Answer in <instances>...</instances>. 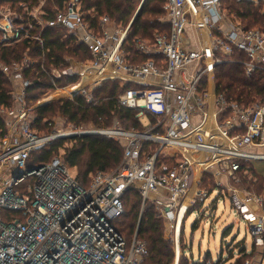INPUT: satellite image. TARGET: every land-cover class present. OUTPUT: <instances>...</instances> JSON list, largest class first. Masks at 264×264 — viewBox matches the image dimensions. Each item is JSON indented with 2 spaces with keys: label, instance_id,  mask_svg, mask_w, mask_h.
I'll return each instance as SVG.
<instances>
[{
  "label": "built area",
  "instance_id": "built-area-1",
  "mask_svg": "<svg viewBox=\"0 0 264 264\" xmlns=\"http://www.w3.org/2000/svg\"><path fill=\"white\" fill-rule=\"evenodd\" d=\"M145 1L125 26L88 8L85 0L54 3L52 19L43 0L0 8V50L22 43L29 49L43 46L45 29L57 30L85 47L90 59L77 63L64 57L62 69L41 66L43 73L53 80L77 77V84L65 88L74 90L69 100L80 95L88 104L107 81L133 85L119 95L118 104L138 111L144 127L126 130L115 118L111 126L82 130L63 119L42 133L26 107L27 90L38 79L27 80L24 74L35 69L37 60L27 52L21 63L0 65L15 81L14 106L0 107V117L7 120L0 136V264H146L149 251L138 233L129 244L115 227L131 189L139 192L144 208L152 202L169 224L179 264L187 218L212 194L202 185L208 176L214 192L232 196L238 216L252 229L255 247L264 249V216L252 208L264 200L242 196L237 188L242 163L264 162V102H230L217 81V69L226 63L241 65L247 78L264 73V30L226 21L225 0H165L160 23L167 30L133 39ZM188 29L196 36L192 43H185ZM83 136L121 143L123 165L91 174L85 187L61 157L34 162L58 141L73 145V138Z\"/></svg>",
  "mask_w": 264,
  "mask_h": 264
},
{
  "label": "trees",
  "instance_id": "trees-1",
  "mask_svg": "<svg viewBox=\"0 0 264 264\" xmlns=\"http://www.w3.org/2000/svg\"><path fill=\"white\" fill-rule=\"evenodd\" d=\"M4 1H6L5 3L12 2L14 5H17L21 0ZM54 1L56 5L62 6L65 0ZM134 1L85 0V4L88 8H95L100 14L107 15L122 25L123 23H127L133 15L136 3ZM154 2H157V7H150ZM236 2L234 3L236 4ZM48 3L47 12L51 13L50 18L52 19L54 17L50 10L52 3L50 4V1ZM237 3H246L243 9H236L234 7L231 9L247 25L246 28H255V25H262L264 23L263 16L257 12L252 3ZM164 4L165 0H146L134 22L131 38L151 39L156 31H161L159 30V24L161 23L157 20H149L146 16L152 13L162 14L163 16ZM159 8L161 11L158 10ZM164 27L167 30V26L165 25ZM165 30L162 29V31ZM43 38V46L35 45L34 48L29 49L27 43H22L15 47L0 50V65L21 62L25 58L26 52H28L32 59L37 60L38 64L35 66V69L32 72L27 71L24 74L27 80L35 81L38 79L27 90L26 102L28 106L38 105L44 96L56 92L58 88L78 82L77 77H65L60 80H53L52 77L43 73L41 66L47 70L56 67L62 69V59L66 56H71L78 60L90 58L85 47L75 45L70 39H63L62 35L55 29H45ZM241 57L239 56L238 58ZM217 81L219 93L221 95L224 94L230 102H238L243 106H252L256 103L264 102V73H256L252 78H247L241 65L226 63L218 67ZM131 87L133 85L121 87L120 81H107L94 91L95 100L91 104L86 103L85 98L76 95L73 100L64 99L50 105H40L34 109V114L36 115L34 127L37 129L47 128L48 124H45L44 120L49 115H61V117L78 129L91 125H94V128L108 127L113 124L116 118L120 122L121 127L126 130H143V125L136 117L138 111L122 108L118 104L119 95ZM12 89V83L0 68V107L12 108L14 106L10 95ZM5 129V122L0 117V130H2L0 136L5 134ZM72 141V147L66 148L65 154L61 159L70 168H77L79 170L80 176L78 175L77 177L78 181L85 187H88L90 184L91 174L96 172L110 173L123 165L124 148L119 142L99 136L77 137L73 138ZM68 142L72 143L70 140L58 141L49 150L37 154L34 162L44 163L54 159L58 156L59 149ZM239 176L242 178V181L244 179L248 180V182L244 180V184H248L246 186L251 192L253 191V194L264 196V177L258 174L254 165L242 163ZM209 179L212 178L208 176L206 180L209 181ZM212 186L211 188H205L210 193H214L216 186L213 180ZM123 202L125 213L115 222L117 231L127 239L129 244L134 239L135 234L138 233V238L146 243L149 251L146 264H173L174 253L170 243L164 239L161 223L155 216V206L148 203L145 207V212L141 214L140 207L143 201L139 192L134 189L129 190L125 194ZM249 256L246 254L242 255L236 264H244L245 261L251 260ZM210 261L212 260H206L202 264H207ZM185 263L189 264L187 257H185ZM191 264L199 263L193 262Z\"/></svg>",
  "mask_w": 264,
  "mask_h": 264
},
{
  "label": "rangeland",
  "instance_id": "rangeland-1",
  "mask_svg": "<svg viewBox=\"0 0 264 264\" xmlns=\"http://www.w3.org/2000/svg\"><path fill=\"white\" fill-rule=\"evenodd\" d=\"M48 1H50V4L52 3V6H50V10L55 8L54 0H43V10L44 12H47V6ZM234 0H227L224 3V8L226 12V21H232L235 22L237 20H241L234 11H232V7L243 9L246 5V3L238 4L236 1V4L233 2ZM6 1L0 0V8L3 7L7 8L8 3H5ZM135 9L133 12L132 17L127 23H123L122 26L127 25L134 17L135 13L141 6L142 0H135ZM146 2V1H145ZM144 2V3H145ZM143 3V5H144ZM142 5V7H143ZM252 5L255 7L257 12L261 14L264 18V2L260 3H252ZM157 7V2H154L150 5V7ZM237 6V7H236ZM140 8V11L142 9ZM161 11V9H158ZM140 13V12H139ZM149 20H157L160 22V19L163 18L162 14H148L146 16ZM242 25L246 27L245 23L241 20ZM160 28L159 30L162 31L165 30V27L162 24H159ZM255 28H260L264 30V23L262 25H255ZM186 40L185 43L188 42H194L196 39L195 34L191 30H187L186 32ZM147 38V37H144ZM17 46V45H16ZM15 47V46H12ZM27 53V52H26ZM25 53V54H26ZM69 59L73 58L71 56ZM75 62H83L88 61L90 58L86 60H78L76 58ZM21 62H12L13 64H18ZM8 78V77H7ZM9 81L12 83V87L14 89V83L13 78L9 77ZM13 81H12V80ZM15 82V81H14ZM35 83V82H34ZM77 84V83H76ZM72 86V85H68ZM63 87L62 89L67 88ZM12 89V91H13ZM94 89V88H93ZM78 90V89H77ZM11 91V92H12ZM67 91V92H65ZM74 90L73 88L65 89L61 93L53 94L50 93L46 96H44V102L43 104L39 105H50L58 100H64V99H70L73 97ZM42 99V100H43ZM42 102V101H40ZM26 107L30 108V114L33 115L34 120L36 119V115L34 114V109L39 107L38 105L35 106H28L26 102ZM63 117L61 115H49L45 120L44 123L48 124L47 128L39 129L42 133L50 132L53 128L58 127L57 125H62ZM4 121H7L4 119ZM64 123V122H63ZM53 126V127H51ZM94 125L81 127L79 129L82 130H90L93 129ZM50 127V128H48ZM52 128V129H51ZM72 147L71 143H66L62 148L59 149L57 153V157H63L66 151V148ZM264 151V149H262ZM254 167L257 170L258 174L264 175V162H256L254 163ZM73 174L78 177L79 170L77 168L73 169ZM80 176V175H79ZM211 178V177H210ZM245 180V179H244ZM242 181V183L237 186L238 190L242 193V196H245L246 194L252 193L244 182H248V180ZM202 185L204 187L211 188L212 186V179H209L207 181L206 179L202 181ZM259 185V183H257ZM257 192V191H256ZM253 194V193H252ZM255 195V194H254ZM149 203H152L149 201ZM146 208L143 207V203L141 204L140 211L141 214L144 213ZM156 219L161 223L162 229H163V235L164 239L170 243L173 253H174V261L173 264H176V255H175V247L172 243V235L170 233L169 224L160 216V212L157 208L154 209ZM238 210L234 207V202H232V196L231 195H225L221 196V193L219 190L212 193L209 197V199L206 201V203L197 208L194 212L190 214V216L187 218L186 221V227H185V233L181 237V244H180V250L177 251V261L180 264H187L185 263V257L189 259V264L195 262V263H201L205 262L206 260H212L213 264H231L235 259L239 256V254L243 250H247L251 252L249 258L253 261L254 264H264V253H261L262 251L258 248L255 249L254 244V237L252 234V229L247 224V222L238 216ZM228 233V234H227ZM254 248V250H253Z\"/></svg>",
  "mask_w": 264,
  "mask_h": 264
},
{
  "label": "crops",
  "instance_id": "crops-1",
  "mask_svg": "<svg viewBox=\"0 0 264 264\" xmlns=\"http://www.w3.org/2000/svg\"><path fill=\"white\" fill-rule=\"evenodd\" d=\"M259 174H260V173H259ZM260 175L264 177V175H262V174H260ZM249 194H251V193H249ZM241 195H242V194H241ZM252 195H254V194H252ZM256 196H258V195H256ZM260 197H262V196H260ZM262 198H263V200H264V196H263ZM252 208H253L254 212H255L257 215H259V216H264V205L261 206V205H259V204L253 203V204H252ZM254 248L257 249V247H254ZM254 248H253V250H254ZM258 249L262 251L261 253H264V249H262V248H258ZM242 252H244V253L242 254ZM242 252L239 254V256H238L237 258H234L235 260H234L231 264H235V263H237V261L239 260V258H240L242 255H244V254H246V255H250V254H251V252L247 251L246 249H245L244 251H242Z\"/></svg>",
  "mask_w": 264,
  "mask_h": 264
},
{
  "label": "water",
  "instance_id": "water-1",
  "mask_svg": "<svg viewBox=\"0 0 264 264\" xmlns=\"http://www.w3.org/2000/svg\"><path fill=\"white\" fill-rule=\"evenodd\" d=\"M138 15H139V13H138ZM138 15L136 16V18L138 17ZM136 18H135V20H136ZM135 22V21H134Z\"/></svg>",
  "mask_w": 264,
  "mask_h": 264
},
{
  "label": "bare ground",
  "instance_id": "bare-ground-1",
  "mask_svg": "<svg viewBox=\"0 0 264 264\" xmlns=\"http://www.w3.org/2000/svg\"><path fill=\"white\" fill-rule=\"evenodd\" d=\"M65 92H67V91H65Z\"/></svg>",
  "mask_w": 264,
  "mask_h": 264
}]
</instances>
